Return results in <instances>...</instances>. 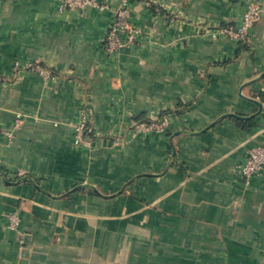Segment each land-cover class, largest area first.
Instances as JSON below:
<instances>
[{
  "label": "crops",
  "instance_id": "obj_1",
  "mask_svg": "<svg viewBox=\"0 0 264 264\" xmlns=\"http://www.w3.org/2000/svg\"><path fill=\"white\" fill-rule=\"evenodd\" d=\"M127 1L141 35L108 56L113 12L0 0V169L27 178L0 174V264H260L264 167L235 170L264 142V0ZM253 4L246 42L210 35Z\"/></svg>",
  "mask_w": 264,
  "mask_h": 264
},
{
  "label": "built area",
  "instance_id": "obj_2",
  "mask_svg": "<svg viewBox=\"0 0 264 264\" xmlns=\"http://www.w3.org/2000/svg\"><path fill=\"white\" fill-rule=\"evenodd\" d=\"M94 0H61L59 10H77L79 12H86L88 8L94 6ZM144 7L150 12H168L169 11L161 6L157 0H143ZM83 10V11H82ZM260 13V6L248 5L245 7L241 20L238 26H219L214 32H210V35L215 39L227 38L232 41L246 42L248 40L249 33L256 22ZM170 20H174V16L167 17ZM130 12H113V21L108 28L106 34V47L105 53L107 55L113 54L116 50L129 46L137 40L141 35V31L132 27L130 24ZM176 20V19H175ZM202 32V30H201ZM207 33V31H205ZM32 71L36 70L39 74H44L46 68L37 64ZM51 73V70H47ZM48 77V76H47ZM0 79H2L0 77ZM2 81H4L2 79ZM157 123V121H156ZM159 125V124H158ZM157 128V124H142L135 127L134 131H147ZM91 132V128H88L84 121L80 122L74 129V144L86 146V138ZM264 167V142L255 148L248 149L246 152V160L243 164L236 168L235 173L243 178H249L251 175L258 173ZM13 177H26L25 172H17ZM260 264H264V251Z\"/></svg>",
  "mask_w": 264,
  "mask_h": 264
},
{
  "label": "rangeland",
  "instance_id": "obj_3",
  "mask_svg": "<svg viewBox=\"0 0 264 264\" xmlns=\"http://www.w3.org/2000/svg\"><path fill=\"white\" fill-rule=\"evenodd\" d=\"M93 2H94V6H92L91 8H88V9L95 10L97 12H109V11H111V12H134L132 10V5L127 0H120L118 2V4L115 6H110L108 3V0H94ZM140 2L144 6V1L140 0ZM81 13H82V16L87 14V12H85V11L81 12ZM109 26L105 30V35H104V38L102 39V41H103L102 48H103L104 52H105V47H106V43H105L106 42V34L108 32ZM113 54H109L108 56H111ZM36 65H37V63L21 61V60H14L11 64V71L14 70L13 72L16 73V75H22L25 73L32 74V75L37 76L43 80H47V79H50L52 77V71H51V73L49 71H47V70H51V69H48L46 67H45L46 72L44 74H39L36 70L32 71L31 68H34ZM0 77L4 80V81H2V79H0V86L4 87L10 83L9 75L0 73ZM7 178L10 179L12 182H17L22 177L19 178V177H12L11 176V177H7ZM40 179L41 178H36L37 181H40Z\"/></svg>",
  "mask_w": 264,
  "mask_h": 264
},
{
  "label": "water",
  "instance_id": "obj_4",
  "mask_svg": "<svg viewBox=\"0 0 264 264\" xmlns=\"http://www.w3.org/2000/svg\"><path fill=\"white\" fill-rule=\"evenodd\" d=\"M21 181H26L27 180V178L26 177H22L21 179H20ZM36 188H38L35 184H34V182L31 180V179H28ZM5 183H9L7 180H5ZM82 187H85V188H89V187H91V186H87V185H82ZM91 189L93 190V191H96L93 187H91Z\"/></svg>",
  "mask_w": 264,
  "mask_h": 264
},
{
  "label": "trees",
  "instance_id": "obj_5",
  "mask_svg": "<svg viewBox=\"0 0 264 264\" xmlns=\"http://www.w3.org/2000/svg\"><path fill=\"white\" fill-rule=\"evenodd\" d=\"M0 174L4 177V179H7V173L4 170L0 169Z\"/></svg>",
  "mask_w": 264,
  "mask_h": 264
}]
</instances>
